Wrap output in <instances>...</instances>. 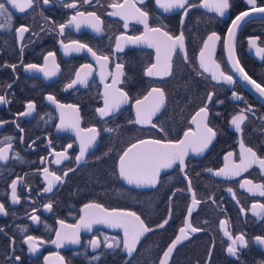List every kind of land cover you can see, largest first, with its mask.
Segmentation results:
<instances>
[{
	"label": "flooded vegetation",
	"instance_id": "obj_1",
	"mask_svg": "<svg viewBox=\"0 0 264 264\" xmlns=\"http://www.w3.org/2000/svg\"><path fill=\"white\" fill-rule=\"evenodd\" d=\"M71 2L50 0L45 5L39 0L24 13L9 5L13 12L12 28L0 30V95L10 101L0 104V120L8 122L0 125V140L13 137L9 159L0 161V203L4 204L7 212V215L0 214V229H3L0 232V264H159L164 251L180 234L179 229L185 226L193 192L200 203L193 210L190 222L202 231L189 232L188 239L179 243L172 252L168 264H262L264 245L258 244L254 238L264 237V213L254 216L251 206L264 204V197L258 191L249 193L247 188L251 185L240 187L245 180L264 184L260 168L254 165L231 179L206 171L223 168L224 157L229 152L234 153L231 161L239 164L241 139L246 147L253 148L259 157L264 158V98L233 69L226 46L231 20L240 12L248 11L251 5L246 0H230V9L221 17L217 12L199 6L202 0H190L198 6L190 8L188 15L183 16V9L165 12L155 0H144L143 4L140 0H129L148 12L150 27H161L173 36L181 32L184 35L185 48L183 52L177 49L173 54L171 75L149 77L145 72L156 62L154 48L146 43L131 44L122 40L124 50L115 51L116 37L141 36L144 33L143 24L136 19L129 17L125 28L124 20L108 15L114 10L108 6L110 3H124V0H99V3L92 0L91 4L77 0L76 9L64 7ZM257 5L264 6V0H257ZM76 11L96 12L103 22V31L96 33L84 24L79 30L69 26L61 35L58 25L66 23ZM182 16L183 25L180 23ZM20 26L30 29L22 40L15 32V28ZM213 32L220 39L214 42L212 59L220 64L226 75L233 76L234 84L214 81L210 72L200 68V50ZM250 38L256 39L255 46L249 44ZM61 41L64 44L72 41L87 43L98 55H108L109 62L102 69L87 50L65 54ZM233 45L234 59L252 79L264 86V53L257 54L258 48H264V14L251 13L246 17L236 29ZM49 52L55 53V65L59 66L56 70L52 58H49L47 70L56 71L55 76L45 77L43 72L25 70L30 63L44 67V57ZM118 63L123 65L124 75L119 77L114 88L127 93L128 101L110 116L102 118L97 109L104 107L105 84H113ZM12 64L17 66L15 71L7 66ZM84 64L92 66L87 85L76 84L67 88ZM87 71L84 69L81 75ZM8 84L11 88L7 87ZM152 88H160L165 93L164 106L152 118L157 128L132 123L136 119V100H143ZM233 92L243 99L236 100ZM208 93H214L212 102L208 103V123L217 131V136L204 153L189 152L184 173L178 166L162 170L156 187L129 185L119 176V156L131 144L140 139L177 141L183 139L185 131H195L196 125L191 123V119L207 103ZM48 95L55 96L62 104L77 106L80 129H97L96 141L79 163L75 159L80 150L77 130L58 129L61 109L47 100ZM30 101L35 103V111L28 116L18 115L26 111ZM249 105L252 111L245 112L248 119L242 126L243 132L237 133L230 125L231 117ZM63 111L66 122H75L76 115L72 110ZM20 128L24 131L21 132ZM160 128L164 132H160ZM80 135L86 138L90 133L81 132ZM69 144L71 148L67 147ZM5 146L0 144V147ZM65 150L68 159L60 164L53 163L56 159L54 153ZM16 153L20 159L15 158ZM45 167L63 177V182L54 181L51 192L44 191L51 179L45 178ZM64 172H68L66 177ZM13 180H18L19 203L11 200ZM229 188L235 193V199L228 192ZM48 203L52 204L51 211L44 208ZM88 203L101 204L110 211L135 212L154 230L141 238L131 256L123 249L122 243L111 249L105 247V237L108 242H113V238L123 239L122 229L105 225H93L91 232L81 229L79 244L65 243L57 247L51 243L60 229L58 221L78 223L84 214L81 209ZM31 215L39 216L40 222H33ZM164 219L169 220L168 224L163 228L156 227ZM221 221H227L225 227L233 237L244 234L248 241L246 248L237 244L238 259L227 252L231 241L224 235ZM29 235L44 241L38 244L36 252H30L25 243ZM93 237L101 241L97 249L88 243ZM16 256L20 260H15ZM97 256L99 259H94ZM58 257H63V260Z\"/></svg>",
	"mask_w": 264,
	"mask_h": 264
},
{
	"label": "snow or ice",
	"instance_id": "obj_2",
	"mask_svg": "<svg viewBox=\"0 0 264 264\" xmlns=\"http://www.w3.org/2000/svg\"><path fill=\"white\" fill-rule=\"evenodd\" d=\"M39 0H0V30L12 28V18L13 12L10 11L9 5L12 9L18 10L20 13H24L27 9H32L34 4L38 3ZM42 3L47 5L50 3V0H42ZM83 4H91L92 0H82ZM99 3V0H97ZM140 3L143 4L144 0H140ZM155 3L165 12L171 11L172 9H183V16L188 15V10L190 8H195L198 5L195 3H190V0H155ZM248 5H251V8L248 11H242L231 20V26L227 30V40L226 46L229 51V59L232 61L233 69L239 73L241 78L246 81L248 84L259 93L261 98H264V86L260 83H257L256 80L252 79L244 68L239 65V61L234 59V45L233 41L236 35V29L241 26V22L244 21L251 13H262L264 14V6L257 5V0H246ZM113 11L109 12V16H118L124 20V27H128V19L132 17L138 21V23L143 24L144 33L141 36H118L116 37L115 51L121 52L124 50L121 41L131 44L146 43L148 47L154 48L156 52V62L153 63L150 67L146 69L145 74L149 77L158 76L164 77L171 75L172 70V58L173 54L177 53V49L181 52L184 51V35L183 32L180 35L173 36L168 31H163L161 27H150L148 24L149 14L147 11L142 10L139 7H136L135 3H130L129 0H124V3L112 2L108 5ZM201 7L209 8L217 12L221 17H223L226 12L230 9L231 4L230 0H202V3L199 5ZM64 7L76 9L77 0H72L71 3L64 4ZM181 17L180 23L183 25L184 18ZM86 24L88 27L96 33L103 31L102 20L96 12H83L76 11L74 15L66 23H61L58 25L59 32L62 35L65 29L69 26H75L77 30L81 28L82 25ZM29 27L20 26L15 28V32L18 35L19 39H23L24 33L29 32ZM220 37L213 32L208 39L204 42L203 48L200 50V68L205 72L211 73V79L217 82L224 81L227 84H234L235 80L232 75H226L224 71L221 70L220 64L216 63L212 59V54L214 52V42L219 40ZM258 39V38H257ZM61 44L65 50V54L68 52H80L82 50H87L88 53L100 64L101 68H105L109 62V56L104 54H97L96 51H93L87 43H81L79 41H72L70 44H64L61 41ZM249 44L255 46L256 39H249ZM21 49V53H22ZM264 53V48H258L257 54ZM49 58H52L53 64L55 65V53L49 52L44 57L45 66L41 67L36 64H27L25 66L26 71H36L43 72L45 77H51L56 75V71L47 70V64ZM185 60H187V55L185 53ZM12 68L13 71L16 69V65H7ZM56 70H59V66L55 65ZM116 73L113 75V84H105V93H104V107L97 109L100 117L110 116L114 111L118 110L122 103L128 101L127 93L123 92L119 88H114V85L119 82V77L123 76L122 71L123 65L116 64ZM90 64H84L81 66V70L75 73L76 78L67 85V88H72L76 84L87 85L88 76L91 75ZM84 69L89 71L81 73ZM112 75L111 73H109ZM200 74V73H198ZM102 79L103 74H102ZM8 88H11V84L7 85ZM214 93H208L207 103L204 106L200 107L199 110L191 119V123L196 125V130L192 131L191 129L187 130L183 134V139L177 141L163 140V139H140L136 143L131 144L122 155L119 156V176L125 180L129 185L135 184L137 187L140 186H150L156 187L160 182V176L162 170L172 169L174 166H178L180 172H185L186 167V157H188L189 152L196 154H202L209 146L212 144L213 140L217 136V131L213 127L209 126L208 116L209 109L208 103L212 102ZM232 96L236 100H242L243 97L239 96L236 92L232 93ZM47 100L55 104L57 108L61 109L60 112V124L57 126L59 130L66 128H75L77 130V136L80 140V150L79 155L75 157L77 163L84 159L86 152L97 139V129L88 128L80 129L79 128V113L77 106L72 104H62L56 100L55 96L48 95ZM10 101L6 99L4 95H0V104H8ZM223 103V101H219ZM165 104V93L160 88H152L147 95L144 96L143 100H136V119L132 123L140 125H150L152 128H157V125L153 123V116H155ZM35 103L28 102L26 105V111L19 113L20 116L31 115L35 111ZM64 109H70L76 115V120L73 123L66 122L65 116L66 113ZM252 108L249 105L246 109H241L237 114L233 115L230 120V125L234 127L237 133L243 132V125L248 119V116L245 115V112H251ZM254 114V113H253ZM264 119V117H262ZM8 123L7 121L0 120V125ZM14 123V121H13ZM19 128V125H17ZM21 132L24 129H19ZM106 131H114L113 129H106ZM160 132H164L163 128L159 129ZM81 132L90 133L86 138L81 136ZM23 141V137L20 138ZM13 137H4L3 140H0V144H5V147H0V161H7L9 159V151L12 149ZM71 148L72 145L67 146ZM241 153H240V162L236 164L231 161L234 153L229 152L225 157V165L219 170L213 171L209 168L206 171L212 173L215 176H222L226 179H231L234 176H239L241 172H246L254 165H258L261 170V174L264 175V158H261L257 155L256 151L251 147H246L243 143V139L240 141ZM54 155L56 159L53 161L55 164H60L62 160L68 159L66 155V150L64 152H55ZM15 158L20 159L19 154H15ZM69 171H74V169H69ZM45 173V178L51 177L48 180L47 187L44 189L45 192H51L54 187L55 182H63V177L56 175L55 172H50L47 167L43 169ZM68 172H64L63 176H67ZM185 178L187 175L185 173ZM19 179V178H18ZM17 184L18 180H13L11 187V200L13 203H19V197L17 196ZM245 185H251L247 188L249 193L255 194L257 191L260 196L264 197V184H254L251 180H245L241 183L240 187L244 188ZM189 190H191V181L189 180ZM179 191V190H178ZM229 193H232L233 198L235 199V193L231 188L228 189ZM175 195V193H173ZM171 201V197L169 198ZM200 203L196 199L195 193L192 194V204L187 209V217L185 218L184 227L179 229V235L171 242L167 247V250L164 251L163 257L160 259L159 264H168L170 256L174 249L179 243L183 240L188 239L189 232L196 233L202 231L198 227H194L190 222V217L192 212L195 209L196 205ZM239 203V201H237ZM46 210L51 211L52 204L48 203L44 205ZM259 209L260 211H257ZM35 212V209L33 210ZM81 211L84 213L80 216L79 222L76 224H65L63 220L58 221L60 224V229L56 231V239L52 240L51 243L55 244L57 247H62L65 243L70 244H79L80 243V232L81 229L92 231L93 225H105L110 228H118L123 230V239L122 241L115 240L113 242H108V238L105 237L104 244L105 247L111 249L114 247H119L120 244H123V249L127 252L129 256L133 254L136 250L137 244L140 243L141 238L149 232H152L154 229L149 227L143 219L135 212L132 211H118L112 209L111 211L104 208L103 205L98 203H88L85 204ZM243 212L244 209L241 208ZM251 211L254 216H261L264 213V204L254 203L251 206ZM0 214L7 215L4 204L0 203ZM169 218H171V207L169 208ZM30 219L33 222L39 223L40 217L37 215H31ZM169 220L164 219L162 223L156 225L158 228H163L168 224ZM227 221H221L220 226L224 230V235L228 237L231 241V244L227 247V252L234 256L238 257V248L237 244L241 247H248V241L245 239L244 234L232 236L226 229ZM26 231V229H23ZM3 229H0L2 232ZM255 241L264 245V237L256 236ZM25 243L28 244L30 252H36L38 250V244L44 243V241H38L34 236H27ZM90 246L93 249L100 247L101 241L98 237H93L88 241ZM211 257V251H209V258ZM48 257H45L47 260ZM59 260H63V257H58ZM94 259H99V257H94ZM15 260H20L19 256L15 257ZM264 264V262H262Z\"/></svg>",
	"mask_w": 264,
	"mask_h": 264
}]
</instances>
